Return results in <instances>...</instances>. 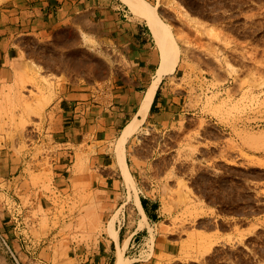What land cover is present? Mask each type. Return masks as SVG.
<instances>
[{
    "label": "rangeland",
    "instance_id": "1",
    "mask_svg": "<svg viewBox=\"0 0 264 264\" xmlns=\"http://www.w3.org/2000/svg\"><path fill=\"white\" fill-rule=\"evenodd\" d=\"M45 1L50 13L64 12L47 34L36 29L40 20L11 32V0H0V60L11 70L0 92V264H89L101 250L109 264L120 253L125 264H264V0H148L181 48L169 85L180 103L188 96L187 109L199 108V118L171 132L141 125L126 144V158L162 161L155 183L164 210L152 223L135 178L93 179L96 170L125 175L120 136L82 145L65 178L55 170L66 154L52 111L61 82L108 80L123 56L98 20L77 14L70 2L81 0ZM116 1L123 19L145 20ZM211 121L225 129L223 140L205 137ZM71 159L64 157L69 166ZM113 218L120 234L149 227L141 252H125L117 240L114 256Z\"/></svg>",
    "mask_w": 264,
    "mask_h": 264
},
{
    "label": "crops",
    "instance_id": "2",
    "mask_svg": "<svg viewBox=\"0 0 264 264\" xmlns=\"http://www.w3.org/2000/svg\"><path fill=\"white\" fill-rule=\"evenodd\" d=\"M18 2L23 5L20 6ZM90 2L91 5L87 0V7H84V0H81V3H76V1L70 3L77 4V14L88 12L85 14L88 15L87 19L91 21L98 20L103 27L102 30L105 31L103 37L109 42L113 41L117 50L122 53L123 58L111 72L110 78L103 82L97 83L89 80L85 85V82L79 78H68L66 81L61 82L62 93L58 95L59 101L52 111H54L58 121L55 131L56 141L66 150V156L61 154V159L54 161L55 170L61 173L62 178H65L67 170H70L78 162L77 151L82 145L91 146L95 143L104 145L119 137L136 117L143 119L139 114L141 101L149 87L158 78L162 61V50L158 45L155 33L146 20L123 19L127 16V13H124L126 11L125 6L116 0H90ZM47 3L45 0H11V15L9 14L10 18L7 21V23H10L8 28L11 32H18L21 29L30 28L26 24H35L40 20L41 25H38L36 29L45 28L41 31L45 32L43 34H47L48 23L62 18L61 12H63L60 10L50 13L53 10L46 5ZM65 9H68V7H65ZM97 12L101 15L97 16ZM88 25H91V23L85 24V26ZM88 28L91 27L88 26ZM8 67L4 60H0V92L1 83L5 82L4 79L8 82L11 77V70ZM176 70L162 76L148 115L132 135L141 128V125L162 124L171 132L181 120L199 118V115H197L199 108L187 109L188 96L181 99L182 102L180 103L177 89L169 85L171 78L176 74ZM224 132L223 126L214 121L206 124L205 137L207 139L215 138L216 141H221ZM131 136L126 144L130 141ZM126 144L125 148L127 147ZM69 155L72 156L71 161H73L71 166L64 160V157ZM125 160L133 180L135 178L138 181V199L149 222L159 221L163 215L164 204L162 191H160V187L156 185L155 181L162 176L160 171L157 170L161 165V159L150 161L137 155L136 160L128 156L125 157ZM103 163H100V166L104 171L107 167H102ZM122 165L124 169V163ZM147 165H150V168L147 169H152L151 171L146 169ZM92 174L93 179L104 177L117 180L118 178L125 179L126 176V173L124 175L118 168L108 172L101 171V175L97 174V170ZM123 192H125V187ZM108 204L109 206L112 205V203ZM134 227L128 225L127 229L118 235L121 249L125 252L128 251V253L133 251L134 248H136V253L141 252L140 246L144 245L142 241L147 236L145 232L150 233L149 227L144 228L143 231L137 228L135 230ZM128 234H130L131 239L128 248H125L124 242ZM104 244V248L108 252L109 244L106 242ZM110 246L114 249V253L118 252L116 238L112 239ZM103 253L102 250L101 252L98 251V257L92 258L93 263L89 264H109V261L105 262L106 258H101L100 254ZM89 259L88 257L87 260ZM82 260H86V258L83 256Z\"/></svg>",
    "mask_w": 264,
    "mask_h": 264
},
{
    "label": "bare ground",
    "instance_id": "3",
    "mask_svg": "<svg viewBox=\"0 0 264 264\" xmlns=\"http://www.w3.org/2000/svg\"><path fill=\"white\" fill-rule=\"evenodd\" d=\"M122 1L126 3L134 13L141 16L148 22V24L154 31L155 35L157 36L161 44L162 61L159 69L158 78L149 87L140 105L139 114L144 119L149 113L160 79L164 74L174 72L177 66L179 65L181 60V48L169 25L160 17L157 11V5H153L148 0H122ZM143 119H138L136 117L135 120L131 122L124 129V131L122 132V134L120 135L117 141L118 142L117 148L119 151L118 154L120 155V158L124 163L125 173L130 181H133V179L127 168V163L125 160L126 157L125 144L128 138L138 129V126ZM138 204L142 213L147 218V215L144 212V208L142 207L141 203L138 202ZM109 228L112 235L118 240L119 231L115 227V218H113L110 221ZM125 263L126 261L124 260L122 254L120 253L119 258L115 264H125Z\"/></svg>",
    "mask_w": 264,
    "mask_h": 264
}]
</instances>
